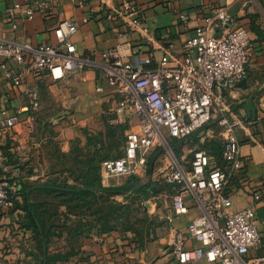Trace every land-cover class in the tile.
Returning <instances> with one entry per match:
<instances>
[{
    "label": "built area",
    "instance_id": "built-area-1",
    "mask_svg": "<svg viewBox=\"0 0 264 264\" xmlns=\"http://www.w3.org/2000/svg\"><path fill=\"white\" fill-rule=\"evenodd\" d=\"M92 1L74 0L76 6L86 11L82 22L58 16L56 0H33L23 6H11L6 17L12 31L19 28L21 19H32L39 14L46 20H55L58 42L33 47L0 36L3 77L13 87H20L27 73L38 74L45 69L54 82L69 83L71 72L92 63L89 57L77 53L72 39L81 23L91 19L104 18L110 25L118 22L129 30L140 31L147 44L154 43L155 37L144 25L143 10L136 0H98L96 7ZM180 18L188 23L185 14ZM203 20L186 40L181 56L164 47L157 62L142 49L129 54L123 53L120 46L104 51V77L123 95L116 112L120 115L129 111L136 115L138 129L126 132L123 156L102 162V180L121 176L141 179L147 173L156 145H163L167 156L161 161L157 181L177 187L172 196L173 213L187 212V196L202 210L186 229H172L171 264H197L201 259L216 264H254L247 255L260 242L255 207L229 211L232 205L229 188L245 160L235 133L237 123L227 120V114L232 113L228 90L247 75L252 39L246 27L235 26V18L225 7ZM28 95L31 107L38 110L39 92L31 90ZM20 124L18 115H11L6 107L0 110L1 130ZM192 136L200 141L191 158L186 154L178 158L170 153L173 147L169 139L183 141ZM213 139L222 142V165L213 164L205 148ZM18 192V182L0 178V212L13 208ZM261 196L257 193L255 198ZM192 240L200 245L189 246Z\"/></svg>",
    "mask_w": 264,
    "mask_h": 264
},
{
    "label": "crops",
    "instance_id": "crops-1",
    "mask_svg": "<svg viewBox=\"0 0 264 264\" xmlns=\"http://www.w3.org/2000/svg\"><path fill=\"white\" fill-rule=\"evenodd\" d=\"M32 1L0 0V36L33 47L44 43L57 44L55 20H46L39 14L32 19H21L16 31L10 29L6 17L8 9ZM56 2L58 16L82 22L86 11L76 6L74 0ZM136 2L143 10L144 25L155 37L153 44H147L138 30H129L118 22L110 25L104 18L91 19L87 23H81L72 39L77 46V53L89 57L92 63L71 72L69 83L54 82L47 70L43 69L38 74L27 73L23 85L13 87L0 70V110L6 107L11 115H18L21 119V124L16 128L0 129V178H10L16 182L21 179L45 182L66 176L69 182H73L71 174H67L66 170L62 171L61 160L68 164L77 143L94 150L102 147L97 138H89L91 132L85 131V134V129L96 133L92 128H96L105 119L107 111L116 116L110 123H117L124 129L125 139L126 132L134 129L138 123V117L129 111L120 115L116 112L123 95L104 77V51L120 46L123 53L129 54L142 49L151 53L157 62L163 55L164 47L181 56L185 51L186 40L194 34L197 25L204 23L203 18L216 14L219 8L225 7L235 18V26H244L249 30L253 44L245 77L247 87L236 85L228 90V103L232 113L227 114V120L237 123L235 133L245 160L244 167L234 176L229 188L232 200L229 211L255 207L260 242L249 250L247 258L254 260V264H264V0ZM92 5L98 6V0H93ZM181 14L188 17V23L181 20ZM1 61L0 57V63ZM99 87L103 90H98ZM31 90H37L40 94L41 106L38 110L31 107L28 95ZM249 99H253L256 107V116L251 118L244 108ZM46 128L53 129L57 135L50 136V139L47 134L42 135ZM89 139L93 140L90 144ZM48 140L52 146H46ZM125 148L126 140L124 153ZM184 154L182 152L177 157L181 158ZM211 157L215 165L224 163L222 156ZM29 171L31 174H28ZM144 176L143 174L142 178ZM127 180L125 176L112 177L107 180L108 183H102L104 186H121ZM176 190V186L169 185L166 190L163 188L158 195H154L158 198L165 192L171 198L165 209H155V217L159 221L156 231L137 234L131 230L123 231L121 227L111 231L92 228L79 237H73L72 233L59 232L57 229L56 233L61 235L54 237L51 250H80V255L73 256L65 264H171L172 229H186L202 214L194 199L187 196V212L175 215L171 205ZM257 193L262 194L260 199L255 198ZM16 200L23 202L21 196ZM24 215L22 207L15 204L10 211L0 212V264H41L39 240L33 228L27 226ZM70 217L75 219L74 215ZM199 245L196 240L189 243L191 247ZM123 253L128 259L122 262ZM80 256H90L91 260L82 263ZM197 264L216 263L201 259Z\"/></svg>",
    "mask_w": 264,
    "mask_h": 264
},
{
    "label": "trees",
    "instance_id": "trees-1",
    "mask_svg": "<svg viewBox=\"0 0 264 264\" xmlns=\"http://www.w3.org/2000/svg\"><path fill=\"white\" fill-rule=\"evenodd\" d=\"M173 141L176 143L180 142L177 140ZM90 142L92 141L89 139V144ZM205 148L210 155L215 157L222 156V142L220 140L213 139L209 141ZM114 158H102L100 160L92 157L88 158L84 163L82 162L81 166H77L76 163L81 162L78 161L79 158L74 156L73 153L71 158V162L73 160L72 184L67 183L68 181L59 183V178H53L45 182L22 179L17 181L19 186L17 195L22 197L23 202L20 203L16 200L17 196L14 198V204L22 207L25 212L24 216L26 217L27 226L33 228L39 240L41 264L44 263V240L47 244V264L66 263L73 256L80 255V250H51L54 237L61 235L56 233L57 229L60 230L59 232L72 233L73 237H79L84 231H90L92 228L100 231H111L117 227L123 228L124 226L125 230L130 229L132 231L130 227L126 229L128 224L126 220L122 219L121 215L112 214L114 210L120 212L122 206L126 204L116 202L113 199V205L110 203L107 206L106 201L111 202V198L117 195H122L128 199L133 195H143L153 191L149 190L147 184L128 187V183L131 180L137 179L134 177L128 178L127 182L121 186H104L100 169L102 162ZM74 159L76 163H74ZM79 170L82 172L76 173ZM28 174H31V172L29 171ZM161 187L166 190L169 184L158 186V188ZM86 210H88V213H86ZM70 215H74L75 219L71 218ZM135 233L144 232L137 231Z\"/></svg>",
    "mask_w": 264,
    "mask_h": 264
},
{
    "label": "rangeland",
    "instance_id": "rangeland-1",
    "mask_svg": "<svg viewBox=\"0 0 264 264\" xmlns=\"http://www.w3.org/2000/svg\"><path fill=\"white\" fill-rule=\"evenodd\" d=\"M115 115L110 111H107L105 113V119L102 120L101 123H97L98 126L96 128H92L96 131V133L89 131L87 129L84 130L87 132H91V135H89V138L91 139H98L101 142V149L99 151H94L93 148H90L89 146H82L79 145V143L75 144L73 147V153L74 156H77L79 159L78 161L81 163H76V160L74 159V163L77 164V166H81L82 162L84 163L88 158H99L100 160L106 159V158H114L118 156L124 155V146H125V132L124 129L118 125L117 123H110L112 120L115 119ZM101 121V120H100ZM134 129H138V126L136 125ZM43 134H47L49 136V139L51 138L50 136H53L56 134L55 131L51 128H46ZM86 134V132H85ZM57 135V134H56ZM195 136L188 138L187 140L180 141L179 143H176L173 140L169 139L171 147H173V153L170 152L173 156L176 155L178 156L180 153H185L188 158L192 157V152L193 150L199 146V139ZM93 141V140H91ZM46 146H52L53 144L49 142L45 143ZM181 144V145H179ZM165 147L161 144H157L153 154L151 155V159L148 163L147 167V173L146 175L142 178V183L145 185L149 182L151 183H156L158 186H163L165 185L164 183L157 181V175L160 173V165L161 161L164 160V156L166 154L165 152ZM169 153V154H170ZM170 154V155H171ZM62 164L60 165L63 170L67 171V174H72V163L71 159L68 160V164L64 163L63 160H61ZM101 178H102V173H103V167L101 165ZM82 171L79 170L80 173ZM75 175L77 176V174ZM123 177V176H121ZM116 178V177H115ZM135 178V177H134ZM59 183H64L65 181L67 182L68 180L66 179V176H61L59 178ZM109 180V179H107ZM107 180L105 183H108ZM103 181V180H102ZM69 184H72L73 182H67ZM150 190V188H149ZM164 192V191H163ZM154 192L148 193L147 194H139V195H133L132 197L126 199L124 196H113L111 198V202L106 201V205L108 206L110 203L113 205V199L115 198H120V200L116 199V202H120L122 204H126L128 207H123L126 205H123L120 212L118 210H114L110 213L114 215H121L122 219L126 220L127 222V228L129 227L132 229L134 232H152L156 231V228L159 225V221L156 219L155 214L156 208H161L160 210L165 209V206L170 203V196H166L165 192L163 195L159 196L158 198H155ZM157 194V193H156ZM58 200V199H57ZM117 207V206H116ZM88 210H86V213ZM84 212V211H83ZM161 212V211H160ZM121 230L125 231V227L121 228ZM130 230V229H128ZM41 249V248H40ZM122 252H125V250H122ZM122 262L123 260L128 259V257L125 255V253L122 254ZM90 256H80L79 260L83 263L84 261H90L89 259ZM96 263V260L94 261ZM93 262V263H94ZM62 264H65L62 262Z\"/></svg>",
    "mask_w": 264,
    "mask_h": 264
},
{
    "label": "water",
    "instance_id": "water-1",
    "mask_svg": "<svg viewBox=\"0 0 264 264\" xmlns=\"http://www.w3.org/2000/svg\"><path fill=\"white\" fill-rule=\"evenodd\" d=\"M237 85L241 86L243 88H246L247 87V79L243 78L242 80H240L237 83ZM244 108L248 114V117L251 118V117L256 116V107H255L253 99H249L247 102H245ZM129 186H144V184L142 183V181H140L138 179H133V180H131V182L128 183V187ZM147 186L155 194L159 193L160 191L163 190V188H158V185L156 183L149 182V183H147ZM43 248H44V263L43 264H47V244H46L45 240L43 241Z\"/></svg>",
    "mask_w": 264,
    "mask_h": 264
}]
</instances>
